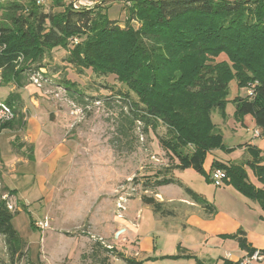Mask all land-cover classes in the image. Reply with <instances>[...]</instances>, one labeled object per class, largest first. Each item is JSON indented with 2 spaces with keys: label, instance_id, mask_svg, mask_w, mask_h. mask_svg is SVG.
<instances>
[{
  "label": "trees",
  "instance_id": "obj_1",
  "mask_svg": "<svg viewBox=\"0 0 264 264\" xmlns=\"http://www.w3.org/2000/svg\"><path fill=\"white\" fill-rule=\"evenodd\" d=\"M131 1L122 26L99 7L73 10L64 0H50V10L44 11L36 0H0V86L34 84L36 79L83 102L84 91L78 89L82 76L116 81L125 89L121 100L132 104L131 122L143 133L159 125L166 130L158 145L167 165L162 173L147 175L145 190L177 184L193 202L213 213L214 207L183 187L174 171L192 169L206 177V154L226 150L211 113L225 119L231 81L237 89H247L245 97L232 99L234 118L242 122L250 116L264 135V0ZM60 51L65 54L61 65H51ZM221 55L225 60L216 62ZM131 94L135 102L130 101ZM248 152L251 160L245 163L214 161L212 169L223 171L224 184L256 202L264 213V150L250 147ZM245 167L259 188L248 180ZM140 199L155 213L165 214L153 197ZM9 206V200L0 197V237L13 260L24 256V243L12 224L18 211ZM31 226L35 228L34 221ZM230 237L242 251H254L243 231ZM101 250L125 264H142L116 248ZM106 259L107 255L102 261Z\"/></svg>",
  "mask_w": 264,
  "mask_h": 264
},
{
  "label": "rangeland",
  "instance_id": "obj_2",
  "mask_svg": "<svg viewBox=\"0 0 264 264\" xmlns=\"http://www.w3.org/2000/svg\"><path fill=\"white\" fill-rule=\"evenodd\" d=\"M70 1L64 0V3L69 4ZM50 4V0L44 1V11L50 10ZM131 4V0H96L95 8L99 7L109 19L123 26ZM131 25L137 27L138 22L132 21ZM64 55L62 51L54 54L51 65H61ZM222 60H225L223 55L216 62ZM80 79L83 86L79 85L78 89L84 91L83 102L77 96L66 94L62 88L45 87V92L53 97L54 107L59 111L63 137L74 142L79 165L67 178L50 211L44 212L45 209L35 205L29 208L30 214L22 210L14 216L12 224L24 243V256L11 260L0 237V264H24L27 260L41 264H125L101 250L112 247H118L119 252L130 258L126 237L120 236L116 244L110 243L108 230L114 221L119 220L118 216L123 217L120 207L125 209L126 202L152 196L147 192L149 188L145 190L150 182L146 179L156 171L162 173L167 165L168 161L158 145V139L165 137L166 130L159 125L155 130L143 133L137 123L131 122L132 104L121 100L119 94L125 89L116 81L107 82L94 75H84ZM246 92L247 89H237L235 81H231L225 119L217 112L211 113L212 122L221 127L222 144L226 148L218 149L216 153L219 158L236 164L250 156L248 151L244 153L240 148L249 143L258 144V140L252 137L254 126L250 117L242 125L233 114L232 99L238 95L245 97ZM130 101H136L132 94ZM247 172L258 183L249 168ZM175 178L195 193L204 194L207 201L220 210L235 212L234 215L241 218L246 228L264 229V213L260 207L238 194L230 185L215 187L203 174L191 169L178 171ZM169 189L182 192L175 186ZM59 209L65 212H53ZM45 219L48 228L44 231L31 226V221L43 222ZM99 224H105L106 230L97 229ZM94 243H100L102 248H97V245L93 248ZM105 255L107 259L102 261ZM257 264H264V257Z\"/></svg>",
  "mask_w": 264,
  "mask_h": 264
},
{
  "label": "crops",
  "instance_id": "obj_3",
  "mask_svg": "<svg viewBox=\"0 0 264 264\" xmlns=\"http://www.w3.org/2000/svg\"><path fill=\"white\" fill-rule=\"evenodd\" d=\"M45 87L55 88L48 84L37 86L28 82L21 86H0V102L8 105L15 114L12 124L0 130V197L7 198L18 213L25 210L30 214L29 208L35 205L45 209L44 212L50 211L60 197L67 178L75 173V167L79 165L74 142L63 137L59 111L54 107L53 97L45 92ZM247 117L250 116H245L240 122L242 125ZM250 122L254 126L253 132L260 133L251 117ZM218 128L221 132V127ZM223 128L227 129L225 124ZM252 137L258 140V144H246L240 148L244 153L250 147L264 150V135L260 133L259 137H255L252 134ZM217 154L216 150H212L205 156L203 170L209 181L214 161L236 164L232 160L219 158ZM249 160L251 156L243 158L238 164ZM245 170L247 172V167ZM177 172L174 171V177ZM247 176L255 187H260L248 172ZM171 186L182 192L169 189ZM147 192L160 204L164 215L155 213L141 199L131 200L125 203L122 212L124 218L118 216L119 220L114 221L108 230V241L116 244L124 235L130 258L142 264H179L192 260L202 264L236 263L247 253L230 237L239 230L243 231L251 249H264V229L246 228L235 212L220 210L208 202L202 193L196 194L214 207L213 213L208 214L201 205L193 202L177 184L160 186ZM59 210L53 212H65L64 209ZM96 228L106 230L107 227L99 224ZM177 255L180 257L172 258Z\"/></svg>",
  "mask_w": 264,
  "mask_h": 264
},
{
  "label": "built area",
  "instance_id": "obj_4",
  "mask_svg": "<svg viewBox=\"0 0 264 264\" xmlns=\"http://www.w3.org/2000/svg\"><path fill=\"white\" fill-rule=\"evenodd\" d=\"M45 0H36L37 5H43ZM96 0H71L69 6L73 10L81 9H93L95 7ZM33 83L40 86L39 82L34 79ZM15 119V114L13 110L6 104L0 102V126L9 123ZM253 135L259 137V131H254ZM226 180L225 173L221 170H213L210 174V181L215 187H220L224 184ZM122 210L124 208L120 207ZM12 209V206H9ZM34 226L40 231H44L48 228V222L45 219L43 222H35ZM264 254L260 250H254L251 253H245L243 257L237 260L236 264H257L263 261Z\"/></svg>",
  "mask_w": 264,
  "mask_h": 264
}]
</instances>
